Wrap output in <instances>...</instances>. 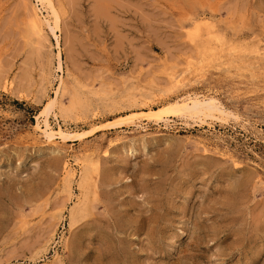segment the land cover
I'll return each instance as SVG.
<instances>
[{
	"label": "rangeland",
	"instance_id": "obj_1",
	"mask_svg": "<svg viewBox=\"0 0 264 264\" xmlns=\"http://www.w3.org/2000/svg\"><path fill=\"white\" fill-rule=\"evenodd\" d=\"M54 2L61 72L50 31L28 29L27 11L44 9L0 0V264H264V0ZM61 75L49 121L66 137L47 142L32 125ZM187 92L235 116L75 135Z\"/></svg>",
	"mask_w": 264,
	"mask_h": 264
},
{
	"label": "bare ground",
	"instance_id": "obj_2",
	"mask_svg": "<svg viewBox=\"0 0 264 264\" xmlns=\"http://www.w3.org/2000/svg\"><path fill=\"white\" fill-rule=\"evenodd\" d=\"M25 1H27V0H25ZM97 2L99 1V5H96V6H98V8L100 9L99 10V12L101 11V10H103L104 11V9H106V7L108 6L107 4H108V0L107 1H105V0H103V1H100V0H96ZM36 2L40 5V7L41 8H43L44 9V13H45V15H39V13H37V10H35V8H34V5H33V8L31 9L30 8V10H29V12L27 11V17H28V24L27 25H29V31H31L33 34L32 35H36V37L38 38V39H42L43 38V34H44V28L46 27V29L47 30H49L50 32L49 33H51V35L54 37V39H55V45H56V47L55 48H57V50H56V59H57V65H56V68H57V70L58 71H62L63 70V68H62V56H61V47H60V40H59V37H60V35H59V32L61 31V25H60V23H61V16H62V13H63V8L61 7V5L58 3H55L54 2V0H36ZM58 2V1H57ZM119 2H120V0H119ZM27 3V2H26ZM97 4V3H96ZM28 6H32V5H30V4H28ZM36 6V5H35ZM37 7V6H36ZM109 7V6H108ZM107 7V8H108ZM24 8H25V5H24ZM37 8H39V7H37ZM36 8V9H37ZM113 9V8H112ZM39 11V10H38ZM41 11V10H40ZM43 13V12H42ZM211 16V15H210ZM212 17V16H211ZM213 19V18H212ZM210 20H211V18H210ZM194 22H196V21H194ZM199 22V21H198ZM211 22V21H210ZM200 23V22H199ZM225 23V22H224ZM214 24V23H213ZM216 25H217V23H215ZM221 25V24H220ZM214 26V25H213ZM219 26V25H218ZM217 26V27H218ZM227 26V25H226ZM196 29H197V27H198V24L197 23H195V26H194ZM194 29V28H193ZM208 30V29H207ZM212 30V29H211ZM195 31V30H194ZM198 31V30H197ZM236 30H234V32H235ZM233 32V33H234ZM199 33V32H198ZM197 33V34H198ZM194 34V33H193ZM196 34V33H195ZM194 34V35H195ZM232 34V33H231ZM253 34H255V33H253ZM28 35V34H27ZM45 35V34H44ZM211 35H214L215 36V34H211ZM217 35H219V34H217ZM46 36V35H45ZM47 36H48V34H47ZM47 36H46V38H47ZM255 36V35H254ZM28 37V36H27ZM26 37V38H27ZM31 37V36H30ZM206 37H207V34H206ZM217 37V39H218V36H216ZM261 37H263V36H261ZM193 38V37H192ZM202 38V37H201ZM208 38V37H207ZM211 38V37H210ZM29 39V38H28ZM36 39V38H35ZM203 39V38H202ZM201 39V40H202ZM259 39V38H258ZM204 40V39H203ZM221 40H223V39H221ZM261 40V39H260ZM28 41H30V40H28ZM36 41V40H35ZM51 41V40H50ZM262 41V40H261ZM31 42V41H30ZM33 42H34V40H33ZM204 42V41H203ZM258 42V41H257ZM43 43H45L44 41H43ZM228 43V42H227ZM244 43V42H243ZM259 43H261L260 41H259ZM263 43V42H262ZM34 44V43H33ZM52 44V43H51ZM211 44V43H210ZM215 44V43H214ZM213 44V45H214ZM222 44V43H221ZM241 44H242V42H241ZM36 45V44H35ZM44 45H46V44H44ZM206 45H208V44H206ZM42 46V45H41ZM52 46H53V44H52ZM210 46V45H209ZM217 46L218 45H216V48H217ZM221 46V45H220ZM219 46V47H220ZM253 46H254V44H253ZM33 47H34V45H33ZM36 47V46H35ZM39 47H40V45H39ZM41 48V47H40ZM51 49V48H50ZM220 48H218V50H219ZM237 49V48H236ZM241 49V48H240ZM41 50H42V48H41ZM216 50V49H215ZM237 50H239V48L237 49ZM43 51V50H42ZM45 52H47L46 51V48H45V50H44ZM40 52V51H39ZM52 52V51H51ZM226 52L228 53V50H226ZM232 52V51H231ZM255 52L257 53V51L255 50ZM48 53H49V51H48ZM52 54V53H51ZM50 54V55H51ZM219 54V53H218ZM233 54H235V53H233ZM223 55V54H222ZM53 56H54V54H53ZM254 56V55H253ZM220 57V56H219ZM239 57V56H238ZM258 57V56H257ZM50 58V57H49ZM53 58V57H52ZM212 58V57H211ZM214 58V57H213ZM223 58H224V56H223ZM54 59V58H53ZM201 59H202V57H201ZM216 59V58H215ZM214 59V60H215ZM49 60V59H48ZM217 60V59H216ZM46 62V61H45ZM49 63V62H48ZM210 63H211V61H210ZM209 63V64H210ZM214 63H215V61H214ZM240 63V62H239ZM242 64V63H241ZM190 65H192V64H190ZM201 65V64H200ZM199 65V66H200ZM208 65V64H207ZM207 65L205 66V67H207ZM223 65V64H222ZM235 65H237V64H235ZM47 66V65H46ZM50 66V65H49ZM197 66V65H196ZM225 66V65H224ZM238 66V65H237ZM209 67V66H208ZM232 67V66H231ZM240 67H242V66H240ZM49 68V67H48ZM200 68V67H199ZM199 68H198V70H199ZM235 68V67H234ZM237 68V67H236ZM228 69H230L229 67H228ZM248 69V68H247ZM50 70V69H49ZM187 70V69H186ZM194 70V69H193ZM196 70V69H195ZM204 70V69H203ZM188 71V70H187ZM63 72H65V71H63ZM67 72V71H66ZM184 72V71H183ZM186 72V71H185ZM192 72V71H191ZM206 72V71H205ZM195 73V72H194ZM194 73H193V75H194ZM191 74V73H190ZM244 74H246V73H244ZM44 75V74H43ZM49 75V74H48ZM56 75V74H55ZM183 75V74H182ZM199 75V74H198ZM243 75V74H242ZM65 76V75H64ZM233 76V75H232ZM254 76V75H253ZM63 76L61 75L60 77H59V81H58V84L56 85L57 86V88H56V90H55V92H53L54 93V96L53 97H50L49 99H47L46 100V102L43 104V107L41 108V109H39V111L36 113V115H35V122H34V124L32 125V127H33V129L34 130H36V131H38V132H40V134L45 138V140L47 141V142H52L53 141V139L54 138H60V139H65V135H64V133H63V129H62V125L58 122V124H57V129L55 130L52 126H51V124H50V121H49V117L50 116H52L53 118H56L57 120H59L58 118L60 117L59 115H58V112H57V110H59L61 107L59 106L60 104H59V101H58V95H60L59 94V91H60V89H61V87H62V84H63V81H62V78ZM66 77H67V75H66ZM177 77V76H176ZM182 77V76H181ZM180 77V78H181ZM255 77V76H254ZM43 78H45L44 76H43ZM53 78H56V76H54ZM178 78V77H177ZM256 78V77H255ZM50 79V78H49ZM185 79V78H184ZM186 79H187V77H186ZM185 79V80H186ZM45 80V79H44ZM67 80V79H66ZM189 80V79H188ZM48 81V80H47ZM55 81V80H54ZM66 82H68V81H66ZM178 82V80L176 81V83ZM259 82V81H258ZM49 83V82H48ZM130 83H132V82H130ZM129 83V84H130ZM45 84V83H44ZM47 84V83H46ZM67 84V83H66ZM188 84H191V83H188ZM125 85V84H124ZM128 85V84H127ZM133 85V84H132ZM46 86V85H45ZM78 86V85H77ZM191 86V85H190ZM254 86V85H253ZM43 87H44V85H43ZM74 87V86H73ZM129 87V86H128ZM256 87V86H255ZM254 87V88H255ZM45 88V87H44ZM78 89H80V88H78ZM124 89V88H123ZM141 89V88H140ZM139 89V90H140ZM43 90V89H42ZM66 90H68V89H66ZM73 90V89H72ZM76 90V89H75ZM85 90V89H84ZM87 90V89H86ZM85 90V91H86ZM91 90V89H90ZM261 90H262V88H261ZM81 91V90H80ZM67 92V91H66ZM121 92H122V90H121ZM192 92V91H191ZM75 93V92H74ZM81 93H83L82 91H81ZM86 93H88V92H86ZM123 93V92H122ZM121 93V94H122ZM131 93V92H130ZM90 94V93H89ZM161 94H163V93H161ZM71 95V94H70ZM77 95V94H76ZM80 95V94H79ZM79 95H78V99H79ZM221 95V94H220ZM254 95V94H253ZM258 95V94H257ZM81 96V95H80ZM82 96H83V94H82ZM89 96V95H88ZM119 96V95H118ZM122 96V95H121ZM123 97V96H122ZM71 98H72V95H71ZM83 98V97H82ZM75 99H77V96H76V98ZM86 98H84V100H85ZM130 99V98H129ZM83 100V99H82ZM90 99H86V101H84V102H87V101H89ZM101 100V99H100ZM259 100V99H258ZM70 101V100H69ZM79 102H81V100L79 99V101L77 100V105L79 104ZM91 102V101H90ZM100 102V101H99ZM103 102V101H102ZM141 102V101H140ZM261 101H259L258 103H260ZM74 103V102H73ZM93 103V102H92ZM91 103V104H92ZM107 103V102H106ZM143 103V102H142ZM264 103V102H263ZM83 104V103H82ZM87 104V103H86ZM95 104V103H94ZM103 104H104V102H103ZM143 105V104H142ZM89 108H90V106H89V104L87 105ZM111 106H112V104H111ZM152 106V105H151ZM242 106V105H241ZM263 106H264V104H263ZM67 107V106H66ZM65 107V108H66ZM79 107L81 108L82 107V105H79ZM93 107V106H92ZM103 107H105V106H103ZM65 108L63 109V111H65ZM79 108V109H80ZM87 107L85 106V108L84 109H86ZM247 108V107H246ZM82 109V108H81ZM88 109V108H87ZM86 109V110H87ZM108 109V108H107ZM232 109V108H231ZM228 110V111H226L223 107H221V105L216 101V98L215 97H213L212 95L211 96H201L200 95V93H188L187 92V94H184V95H182V96H179V97H176L175 99H173L172 101H168L167 103H165V104H162V105H160V106H158L157 108H148V109H143V110H140V111H130V113L129 114H127L126 116H119V117H116V118H114L113 120L111 119V120H108V121H105V122H102V123H100V124H96V125H94L92 128H90V129H83V130H79V131H77L76 130V136L78 137V138H80L81 139V141H82V138H85L86 136H85V134H87V133H94V132H96L97 130H99V129H114V128H118V127H123L124 126V124L125 123H129V122H133L134 120H136V119H141V120H146V121H153L154 123H159V122H167L168 120H169V117H177V118H180V119H182L183 121H184V123H187V122H193V123H197V124H200V123H205V122H207V119H209V118H214V117H216V116H218V119L220 118V117H222V118H226L228 115H232V116H235L234 114H233V111L232 110ZM61 110V109H60ZM67 110H69V109H67ZM83 110V109H82ZM82 110H79L80 112L82 111ZM91 110V109H90ZM89 110V111H90ZM85 111V110H84ZM92 111V110H91ZM90 111V112H91ZM237 111V110H236ZM71 112H72V110H71ZM86 112V111H85ZM239 112V111H238ZM252 112V111H251ZM66 113V112H65ZM73 113V112H72ZM83 113V112H82ZM87 113V112H86ZM95 113V112H94ZM93 113V114H94ZM83 114H85V113H83ZM88 114H89V112H88ZM91 114V113H90ZM67 115H68V113H67ZM92 115V114H91ZM65 116V115H64ZM85 116V115H84ZM236 116H237V114H236ZM231 117V116H230ZM252 117V116H251ZM92 118V117H91ZM236 118H238V117H236ZM240 118V117H239ZM238 118V119H239ZM243 118V117H242ZM234 119V118H233ZM260 119H262V118H260ZM181 120V121H182ZM229 120V119H228ZM243 120H245V119H243ZM242 120V121H243ZM129 121V122H128ZM137 121H139V120H137ZM247 122V121H246ZM208 123V122H207ZM131 124V123H130ZM149 124V123H148ZM167 124H169V123H167ZM234 124V123H233ZM239 124H241V123H239ZM79 125V124H78ZM132 126V125H131ZM242 126H243V124H242ZM249 126V125H248ZM252 126V125H251ZM165 127V126H164ZM136 128V127H135ZM156 128H158V127H156ZM25 129V128H24ZM77 129V128H76ZM18 130V129H17ZM27 130V129H26ZM115 130V129H114ZM174 130H176V129H174ZM204 130V129H203ZM255 130V129H254ZM19 131V130H18ZM24 131V130H23ZM31 131V130H30ZM198 131H200V130H198ZM207 131V130H206ZM216 131V130H215ZM257 131V130H256ZM27 132V131H26ZM108 132V131H107ZM259 132V131H258ZM31 133V132H30ZM33 133V132H32ZM101 133V132H100ZM150 133V132H149ZM158 133V132H157ZM162 133V132H161ZM166 133V132H165ZM15 134V133H14ZM23 134H24V132H23ZM137 134H140V133H137ZM156 134V133H155ZM155 134H153V135H155ZM160 134V133H159ZM164 134V133H163ZM1 135V134H0ZM89 135V134H88ZM15 136V135H14ZM13 136V137H14ZM94 136V135H93ZM96 136V135H95ZM136 136V135H135ZM134 136V137H135ZM194 136V135H193ZM216 136V135H215ZM228 136V135H227ZM23 137V136H22ZM138 137V136H137ZM141 137V136H140ZM189 137H190V135H189ZM195 137V136H194ZM203 137V136H202ZM230 137V136H229ZM232 137V136H231ZM17 138H19V137H17ZM193 138V137H192ZM196 138V137H195ZM194 138V139H195ZM200 138V137H199ZM1 139V138H0ZM32 139V138H31ZM31 139H29V140H31ZM197 139V138H196ZM205 139V138H204ZM217 139H218V137H217ZM232 139V138H231ZM27 140V139H26ZM44 140V141H45ZM84 140V139H83ZM92 140V139H91ZM95 140V139H94ZM186 140V139H185ZM210 140V139H209ZM107 141H108V139H107ZM110 141V140H109ZM204 141V140H203ZM206 141V140H205ZM215 141V140H214ZM234 141V140H233ZM19 142V141H18ZM21 142V141H20ZM22 142H24V141H22ZM21 142V143H22ZM36 142V141H35ZM43 142V141H42ZM41 142V143H42ZM46 142V143H47ZM91 142V141H90ZM191 142V141H190ZM40 143V142H39ZM205 143V142H204ZM214 143V142H213ZM212 143V144H213ZM227 143V142H226ZM237 143V142H236ZM54 144V143H53ZM52 144V145H53ZM56 144V143H55ZM58 144V143H57ZM81 144V143H80ZM118 144V143H117ZM216 144V143H215ZM38 145V144H37ZM226 145V144H225ZM230 145V144H229ZM239 145V144H238ZM247 145V144H246ZM245 145V146H246ZM51 146V145H50ZM56 146V145H55ZM109 146V145H108ZM114 146V145H113ZM112 146V149H111V145H110V149H111V151L113 150V147ZM116 146V145H115ZM205 146V145H204ZM209 146V145H208ZM97 147V146H96ZM212 147V146H211ZM214 147V146H213ZM217 147V146H216ZM52 148H54L53 146H52ZM92 148H94V147H92ZM91 148V149H92ZM205 148V147H204ZM250 148V147H249ZM252 148V147H251ZM56 149V148H55ZM109 149V148H108ZM209 149H210V146H209ZM217 149V148H216ZM234 149V148H233ZM96 150V149H95ZM211 150H213V149H211ZM223 150V149H222ZM57 151V150H56ZM65 151V150H64ZM216 151V150H215ZM218 151H219V149H218ZM225 151V150H224ZM243 151V150H242ZM248 151V150H247ZM90 152V151H89ZM102 152V151H101ZM76 153V152H75ZM225 153H227V152H225ZM224 153V154H225ZM82 154V153H81ZM216 155V154H215ZM249 155V154H248ZM86 156V155H85ZM100 156H102V155H100ZM99 156V157H100ZM217 156H219V155H217ZM224 156V155H223ZM226 156V155H225ZM232 156H233V154H232ZM78 156H76V158H77ZM83 157V156H82ZM104 157H106V156H104ZM230 157V156H229ZM90 158V157H89ZM95 158V157H94ZM102 158V157H101ZM227 158H228V156H227ZM233 158V157H232ZM231 158V159H232ZM75 159V158H74ZM96 159V158H95ZM103 159H105V158H103ZM230 159V161L231 162H233L232 160ZM228 160V159H227ZM234 160V159H233ZM77 161V160H76ZM84 161H86L87 163H85ZM95 161H93V163H94ZM101 162H102V160H101ZM67 163V162H66ZM69 163V162H68ZM83 163H85V165H84V167H82L83 166ZM240 163H241V161H240ZM70 164V163H69ZM77 164L78 165H80L81 164V166L80 167H82V169L80 170V178H81V182H80V180H79V182H80V184L79 185H81L82 183H84V182H86L88 179H89V168H90V166H93V165H91L92 164V162H91V160L90 159H87V158H85V160H81V159H78V161H77ZM76 164V165H77ZM235 164V163H234ZM233 164V165H234ZM236 164H237V162H236ZM71 165V164H70ZM95 165H96V163H95ZM246 165V164H245ZM254 165H255V163H254ZM234 166H236V165H234ZM238 166H241L240 164L238 165ZM248 166H249V164H248ZM253 166V165H252ZM251 166V167H252ZM258 166V165H257ZM75 167V166H74ZM78 167V166H77ZM101 167V166H100ZM250 167V166H249ZM63 168V167H62ZM76 168V167H75ZM260 168V167H259ZM76 170V169H75ZM99 170V169H98ZM97 170V171H98ZM101 170V169H100ZM264 170V169H263ZM63 171L65 172V174L67 175V176H72L73 174H74V168H71V167H68V165H66V166H64V169H63ZM255 171V170H254ZM92 173V172H91ZM256 173V172H255ZM75 174H76V172H75ZM79 174V173H78ZM97 174H98V172H97ZM95 175V174H94ZM261 176V175H260ZM96 177H98V176H96ZM258 177V176H257ZM263 177V176H262ZM68 178V177H67ZM69 179H70V177H69ZM248 180V179H247ZM246 180V181H247ZM260 180H263V179H260ZM72 181V180H71ZM245 182V181H244ZM92 185H90V187H91ZM78 187V186H77ZM87 187V186H86ZM89 187V186H88ZM82 188V187H81ZM68 189H66V191H67ZM82 192H83V190H82ZM80 193V192H79ZM86 193V192H85ZM88 193H90V191H88ZM67 194V193H66ZM80 195V194H79ZM91 195V194H90ZM94 195V194H93ZM89 196V195H88ZM76 197V196H75ZM88 198V197H87ZM97 199V198H96ZM87 202H88V200H87ZM80 203V202H79ZM89 203V202H88ZM87 203V204H88ZM84 204V203H83ZM92 207V206H91ZM79 210V209H78ZM89 210V209H88ZM91 211V210H90ZM70 213V212H69ZM92 213V212H91ZM90 214V213H89ZM73 215V214H72ZM72 215L70 214V216H71V220H70V222H73V220H74V218L72 217ZM78 215V214H77ZM82 215H83V213H82ZM60 216V215H59ZM86 216V215H85ZM84 217V216H83ZM57 219V218H56ZM60 219V218H59ZM58 221V220H57ZM74 225V224H73ZM52 236H53V234H52ZM51 237V236H50ZM49 238V237H48ZM48 244V243H47ZM47 246V245H46ZM59 256V255H58ZM54 259V258H53ZM59 259V258H58Z\"/></svg>",
	"mask_w": 264,
	"mask_h": 264
}]
</instances>
